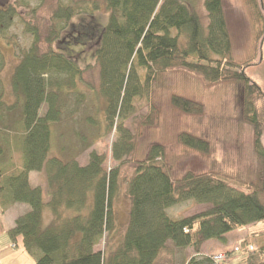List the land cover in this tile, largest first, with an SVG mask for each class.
Segmentation results:
<instances>
[{
    "label": "trees",
    "instance_id": "16d2710c",
    "mask_svg": "<svg viewBox=\"0 0 264 264\" xmlns=\"http://www.w3.org/2000/svg\"><path fill=\"white\" fill-rule=\"evenodd\" d=\"M244 1L253 12L257 32L255 48L241 60L233 57L223 0L60 1L46 36L48 51H42L39 29L22 20L17 6L0 5V41L17 20L31 35L13 69L9 92L0 76V209L16 203L29 206L9 235L15 245L21 242L34 264H154L169 246L192 252L180 264H231V252H219L226 258L218 261V254L202 251L203 244L226 242L232 231L264 224V90L245 71L264 37V2ZM201 3L206 22L198 11ZM100 10L109 14L106 25L93 21ZM83 16L89 18L87 22H75ZM62 41L87 46L82 50H92V62L80 65ZM59 42L62 47H52ZM1 48L0 44V72L6 62ZM93 65L100 68L105 129L119 132L113 168L105 166L107 155L97 150L90 152L84 165L75 158L51 155L54 125L66 112L71 94H76L77 102L83 100L79 84ZM184 70L200 76L206 86L232 85L237 118L252 132V156L259 163L250 167L227 157L219 161L213 140L201 132L182 130L178 143L205 157L209 167L199 173L188 170L174 179L165 145L153 143L126 181L130 209L121 230L115 210L122 190L120 168L135 145L125 123L143 101L149 110L141 122H157L160 111L150 102L154 86L164 83L165 74ZM179 85L180 90L170 94L171 106L202 117L200 92ZM43 170L47 202L43 189L30 181L31 172ZM190 200L208 207L179 219L169 216V208ZM45 205L52 215L47 226ZM257 234L264 236V231L253 233ZM102 243L104 248H98ZM234 250L242 253L235 264H264V244L243 241Z\"/></svg>",
    "mask_w": 264,
    "mask_h": 264
},
{
    "label": "rangeland",
    "instance_id": "374dc122",
    "mask_svg": "<svg viewBox=\"0 0 264 264\" xmlns=\"http://www.w3.org/2000/svg\"><path fill=\"white\" fill-rule=\"evenodd\" d=\"M60 1L73 4L81 1V4L86 0H0V5L13 4L17 6L22 20L39 29L42 35V51H48L50 47L46 42V36L49 33L52 14ZM261 2H264V0H259V3ZM223 5L233 43V57L235 60H241L255 48L257 23L252 15V10L246 6L244 0H223ZM198 11L206 22L207 13L202 3L199 5ZM108 17L107 12L100 10L96 12L93 21L99 20L101 25H106ZM87 19L89 18L83 16L82 18H76L75 22L85 23ZM23 21L17 20L11 27L7 38L0 41L1 51L6 61L0 76L4 81L7 92L10 89V78L13 69L19 62L23 51L31 43V35L26 31ZM6 41H10V44H7ZM63 43H54L52 47L60 48ZM64 48L68 53L75 56L80 65L92 62V50H82L87 46L76 47V45L67 42L64 43ZM73 48H75L74 51ZM256 50L258 54L255 61L251 66L246 67L245 71L264 90V37L256 44ZM79 51L80 53H78ZM183 75H187L189 79ZM162 80L164 83L154 86L150 98V102L154 103L160 111L159 120L149 125L141 122L149 110L146 101H143L140 104L138 113L125 123L126 128L130 130L133 136L132 141L135 145L133 151L126 157V162L120 168L122 190L116 199L115 210L117 221L121 224V230L124 229V225L127 223L130 209V199L126 193V181L134 174L136 162L146 156L150 145L153 143L159 142L165 145L166 160L174 179L181 177L188 170L199 173L208 170L209 167L205 157L197 151L185 149L178 143L177 135L182 130L201 132L204 136L213 140L217 144L216 153L219 161L227 157L230 161L246 164L250 167L259 163L252 156V132L246 124L242 125L241 120L237 118L235 91L232 85L206 86L200 76L186 70L165 74ZM179 84L188 86L189 91L200 92L199 97L205 107L202 117L185 115L171 106L170 94L175 89L179 88L180 90L181 85ZM99 86L100 68L98 65H93L85 71L82 82L79 84L80 93L84 96L83 100L79 98V102H77L76 94H71L66 112L63 114L61 121L54 125L51 155L59 156L65 160L75 158L80 164L84 165L89 159L90 152L97 150L107 155L108 160L105 164L107 168H113L117 165V162L112 158V151L119 132L116 133L114 128L105 129L107 113L105 111V100L99 92ZM45 109L46 107H44ZM262 142L264 146V133ZM30 181L33 186H40L43 189V199L47 202L49 194L47 192L46 172L44 170L31 172ZM262 199L264 200V196H262ZM17 204L19 207L21 206V209L13 207L16 204L9 205L4 210L0 209V216L4 215L6 218L11 219L14 213L15 215H18V212L21 213L23 205ZM207 207L208 205L198 204L190 200L169 208L168 214L172 218L179 219ZM51 220V212L45 205L43 210L44 226L49 225ZM260 231H264L263 223L251 224L228 233L226 242L219 240L206 241L202 251L206 254L231 252L230 263L235 264L242 253L234 249L237 246L240 247L243 241L258 247L264 244V236L253 235L254 232ZM3 242V238L0 239V245ZM104 246V243H102L98 248H104ZM17 249L24 251L21 242H19ZM191 254L192 252L189 250L182 252L181 249L169 246L162 251L154 264H180L182 259H186L184 257L191 256ZM32 261L34 263L33 257Z\"/></svg>",
    "mask_w": 264,
    "mask_h": 264
},
{
    "label": "crops",
    "instance_id": "0c3cea01",
    "mask_svg": "<svg viewBox=\"0 0 264 264\" xmlns=\"http://www.w3.org/2000/svg\"><path fill=\"white\" fill-rule=\"evenodd\" d=\"M21 205H23L21 213L18 212V215L14 213L11 219L6 218L4 215L0 216V239L3 238L4 240L3 244L0 245V264H34L32 257L25 250L19 251V249H17L19 245H15L10 240L9 231L15 226L17 217L21 215L23 211L26 212L29 207L26 204ZM13 207L17 208L19 205L16 203V206ZM19 209H21V206Z\"/></svg>",
    "mask_w": 264,
    "mask_h": 264
},
{
    "label": "built area",
    "instance_id": "2783aa9c",
    "mask_svg": "<svg viewBox=\"0 0 264 264\" xmlns=\"http://www.w3.org/2000/svg\"><path fill=\"white\" fill-rule=\"evenodd\" d=\"M236 250H238V248H236ZM225 258H226V256L224 254H218L215 256V259L218 261H223V260H225Z\"/></svg>",
    "mask_w": 264,
    "mask_h": 264
}]
</instances>
